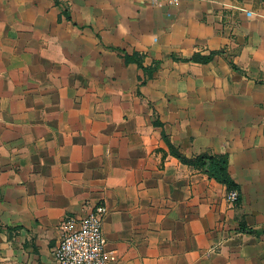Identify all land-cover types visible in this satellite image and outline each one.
Returning <instances> with one entry per match:
<instances>
[{"label":"crops","instance_id":"crops-1","mask_svg":"<svg viewBox=\"0 0 264 264\" xmlns=\"http://www.w3.org/2000/svg\"><path fill=\"white\" fill-rule=\"evenodd\" d=\"M98 203L109 264H264V0H0V264Z\"/></svg>","mask_w":264,"mask_h":264},{"label":"built area","instance_id":"built-area-1","mask_svg":"<svg viewBox=\"0 0 264 264\" xmlns=\"http://www.w3.org/2000/svg\"><path fill=\"white\" fill-rule=\"evenodd\" d=\"M169 4L181 0H161ZM239 193L227 192L225 201L237 203ZM107 214L104 203L93 205L82 217L65 216L59 225L60 237L51 256L57 264H109L106 258L103 222Z\"/></svg>","mask_w":264,"mask_h":264},{"label":"trees","instance_id":"trees-1","mask_svg":"<svg viewBox=\"0 0 264 264\" xmlns=\"http://www.w3.org/2000/svg\"><path fill=\"white\" fill-rule=\"evenodd\" d=\"M214 53H211L208 57H201L200 55H195L190 59L192 62L206 63L208 62ZM125 62H136L140 68H143L141 63L136 60L134 56H125ZM152 69H143L145 73L149 76ZM168 146L169 152L172 156L179 159V161L195 170H199L206 174L209 178L215 180L216 182L224 185L227 191L237 190V185L231 179L228 173V157L227 155H212V154H201L195 157L186 158L179 154L177 150L165 139ZM239 201V198L237 202Z\"/></svg>","mask_w":264,"mask_h":264}]
</instances>
